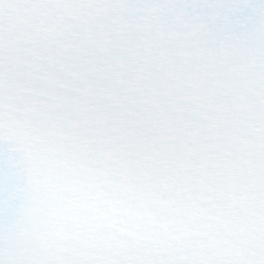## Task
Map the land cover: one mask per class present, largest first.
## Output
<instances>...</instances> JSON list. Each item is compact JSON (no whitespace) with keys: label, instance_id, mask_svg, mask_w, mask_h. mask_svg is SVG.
Instances as JSON below:
<instances>
[{"label":"snow or ice","instance_id":"6c2138e0","mask_svg":"<svg viewBox=\"0 0 264 264\" xmlns=\"http://www.w3.org/2000/svg\"><path fill=\"white\" fill-rule=\"evenodd\" d=\"M0 264H264V0H0Z\"/></svg>","mask_w":264,"mask_h":264}]
</instances>
